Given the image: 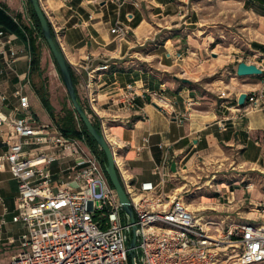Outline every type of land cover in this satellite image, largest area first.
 Here are the masks:
<instances>
[{
  "label": "crops",
  "instance_id": "1",
  "mask_svg": "<svg viewBox=\"0 0 264 264\" xmlns=\"http://www.w3.org/2000/svg\"><path fill=\"white\" fill-rule=\"evenodd\" d=\"M199 3L198 0H43V8L50 22L61 29L62 48L71 65H111V71L104 73L100 83L103 100L120 95L128 84L136 86L137 108L128 114L124 125L128 124L115 125L112 133L120 145L117 159L125 160L137 185L148 181L160 185L161 176L154 172L164 164L171 165V170L174 163L177 170L186 169L172 180L175 184L183 174L197 173L198 176H192L198 180L211 177L212 172L232 170L214 176L229 181L214 184L216 192L228 199L214 208L227 205L240 208L244 204L256 208L264 205V58L239 60L233 67L237 72L239 64L246 62L262 69V75L240 77L228 70L233 54L212 55L215 41L211 26L204 27ZM242 3L247 6L245 20H251L243 29L262 37L250 45L258 53L253 59L264 57V0ZM25 5L30 14L27 0H0V7L20 23L21 29H29L23 13ZM118 24L132 29L127 40L121 41L112 34ZM0 30L6 34L5 45L0 44V86L9 96L5 112L11 114L19 106L18 93L29 95L26 81L32 55L29 40L1 23ZM11 46L18 53L13 70L4 62V53ZM233 51L229 48L228 52ZM88 56L90 62L86 61ZM152 91H165L187 119L163 113L150 101L148 92ZM224 92L227 96L222 98ZM244 93L249 97L240 106L239 99ZM189 103L193 105L189 107ZM88 112L92 114L89 109ZM7 131V127L0 128V153L10 145ZM84 147L92 153L87 143ZM59 164L54 168L58 183L64 180L59 171L69 162L62 160ZM198 183L190 181L181 189L168 182L160 190L173 193L189 187L188 192L192 189L204 192L207 185L200 182L196 186ZM18 197V183L7 165L0 170L1 264L19 252L20 237L25 232L22 224L13 222L19 213ZM212 204H217L216 198ZM253 216L251 213L248 218Z\"/></svg>",
  "mask_w": 264,
  "mask_h": 264
},
{
  "label": "built area",
  "instance_id": "2",
  "mask_svg": "<svg viewBox=\"0 0 264 264\" xmlns=\"http://www.w3.org/2000/svg\"><path fill=\"white\" fill-rule=\"evenodd\" d=\"M51 25L62 46L61 29ZM111 32L122 41L132 29L118 24ZM5 37L0 30L1 45ZM90 60L88 56L86 61ZM17 61V50L11 46L4 53L5 65L13 70ZM71 67L82 100L114 152L133 207L138 227L135 253L142 264H264V224L247 221L215 228L190 194L160 190L185 172L183 167L177 172H172L171 165L157 167L154 173L161 176L160 185L133 181L125 160L117 159L120 145L112 129L126 126L128 114L137 108L136 86L128 84L120 95L103 100L100 83L111 65L78 63ZM226 96V92L221 94ZM148 97L163 113L187 119L165 91L148 92ZM18 98L19 106L6 114L9 96L0 86V128H8L10 139L8 150L0 153V170L8 165L18 183L19 213L13 222L25 229L19 252L2 264H131L133 225L103 162L86 151L84 140L39 122L29 95L21 91ZM62 160L69 165L59 171L64 180L58 183L54 168Z\"/></svg>",
  "mask_w": 264,
  "mask_h": 264
},
{
  "label": "rangeland",
  "instance_id": "3",
  "mask_svg": "<svg viewBox=\"0 0 264 264\" xmlns=\"http://www.w3.org/2000/svg\"><path fill=\"white\" fill-rule=\"evenodd\" d=\"M244 1L245 0H198L202 8L201 19L203 21L204 27L207 28L211 26V30L213 33L212 38L215 43L212 44V48H214L211 51L213 53L212 55L216 57H222L223 55L233 54L230 60L231 64L230 66H228V70L233 71L234 73L237 72L234 71L233 67L235 64H238L239 60L244 59L249 61H262L264 58L262 56H258L257 58L253 59V56L257 55L258 53L252 51V47H250V45L253 43V40L262 37L261 35L256 34L255 31H251L250 29L246 28L243 29V27H245L251 22V20H245L247 6L243 5L242 2ZM23 13L25 15V23L29 26V35L31 34L34 40H36L38 47L40 48V63L43 71L42 78H40L39 75L36 74L34 77L29 76V79L26 81L27 90L33 103L32 111L33 113H35V116L39 120V122L44 123L46 125H50L56 128L57 130H60L51 118L44 105L42 104L40 98L38 97L36 93V85L40 86L42 84L41 81H44L45 85L48 88V96L55 108L56 114L59 115V117H65L67 110H74V108L72 106L71 100L67 92V88L64 85L53 54L47 42L39 34L37 26L34 20L31 19V14H29L26 5L24 6ZM218 45L220 46L218 47ZM234 47H238L239 50H236ZM215 48L218 49L214 51ZM229 48L234 51L232 53L228 52ZM209 59H211L210 56ZM91 152L92 154L96 155L93 150H91ZM231 172L232 170L212 172L211 177L203 176L200 177L198 180H193V176L198 175L197 173L195 174L194 172H192L191 174L188 173L180 176V178L175 181L176 184L172 182V180L169 181V184H171L170 186L176 185V187L179 188H181L182 186L184 187L190 181H198L199 183L203 182V184H206L207 187L204 189V192L193 191V189L189 190L188 192L189 187H185L183 191L191 195V201L196 204V208H199L201 211H204V213L207 214L208 220L215 222V228L219 227L220 229H226L230 226L238 225L242 222L247 221L258 222L263 224L264 205L258 206L256 208L252 206H247L245 204L244 206L242 205V207L240 208H233L229 205L225 206L224 208H214L218 205H224L225 202L228 201L226 195H223L221 192H216L217 187H215L214 184L226 181L229 182L226 179L214 178V176L216 175V173L229 174ZM231 177L232 176H230L229 178ZM209 181L210 183H208ZM199 183L196 184V186L199 185ZM213 198L217 199V204L215 205L212 204ZM251 213H254L253 219L248 218V215Z\"/></svg>",
  "mask_w": 264,
  "mask_h": 264
},
{
  "label": "water",
  "instance_id": "4",
  "mask_svg": "<svg viewBox=\"0 0 264 264\" xmlns=\"http://www.w3.org/2000/svg\"><path fill=\"white\" fill-rule=\"evenodd\" d=\"M29 2L33 6L35 14L38 17L44 39L47 42L53 54V57L56 61V64L59 68L62 80L67 88V92L74 110L83 121L90 135L96 140L100 149L104 151V153L106 154V159L104 161L106 173L119 196L120 203L124 210L125 215L129 218V220L133 225V237L130 242V249H131L130 257L132 260V264H142L141 260L138 259V256L135 253V247L137 245L138 227L135 225L136 220L133 212V207L129 199V196L127 194V191L125 189V186L123 185V182L120 178L119 171L116 165V158L114 152L110 144L108 143L106 137L102 133L100 127L97 128L94 125V120L92 116L89 114L88 110L83 106L81 102V99L76 89L72 67L67 59V56L56 34L53 31L51 22L46 12L44 11L43 6L41 5L40 0H29ZM237 74L240 77L257 76V75H262L263 71L256 65H251L246 62H241L238 66ZM185 82H189V81L185 80ZM248 97L249 96L247 93L242 94L239 99V105L244 106L246 101L248 100ZM172 170L174 172L177 171L176 163L173 164Z\"/></svg>",
  "mask_w": 264,
  "mask_h": 264
},
{
  "label": "trees",
  "instance_id": "5",
  "mask_svg": "<svg viewBox=\"0 0 264 264\" xmlns=\"http://www.w3.org/2000/svg\"><path fill=\"white\" fill-rule=\"evenodd\" d=\"M27 3L29 6L30 14L37 26L39 34L41 35L42 38H44L43 33H42V28L38 20V17L35 14L34 8L29 2V0H27ZM0 23L3 24L9 31L18 33L22 38H25L26 40L29 39L30 51L32 53V64H31L30 76L34 77L36 74H38L39 77L42 78L43 71H42V66L40 63V56H41L40 48L38 47L36 40H34L31 34L29 35L30 31L28 27H24L23 29H21L19 25L20 23H16L13 17L9 16L8 13L1 7H0ZM73 74H74V80H75V85H76L78 95L81 99L83 106L88 110L87 105L82 100L79 90H78L77 76L75 75L74 72ZM41 82L42 84L40 86L36 85V93L38 97L40 98L42 104L44 105L48 113L50 114L51 118L55 122V124L59 127V129L66 136L85 140V142L91 147L94 153L98 156V158L104 164V161L106 159V154L104 153V151L100 149L96 140L90 135L89 131L87 130L86 126L84 125L83 121L81 120L79 115L76 113V111L73 109H68L65 117L63 118L59 117V115L56 114L55 108L48 96L47 86L45 85L44 81H41ZM94 125L97 128L100 127L96 122H94ZM109 182L111 183L110 179H109ZM111 186L113 187L112 183H111ZM131 264H132V260H131Z\"/></svg>",
  "mask_w": 264,
  "mask_h": 264
},
{
  "label": "bare ground",
  "instance_id": "6",
  "mask_svg": "<svg viewBox=\"0 0 264 264\" xmlns=\"http://www.w3.org/2000/svg\"><path fill=\"white\" fill-rule=\"evenodd\" d=\"M182 189V188H181Z\"/></svg>",
  "mask_w": 264,
  "mask_h": 264
}]
</instances>
